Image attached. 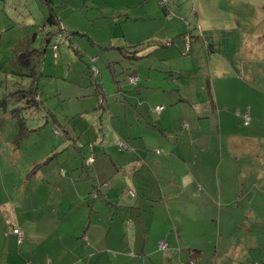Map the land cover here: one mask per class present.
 <instances>
[{"label": "rangeland", "instance_id": "374dc122", "mask_svg": "<svg viewBox=\"0 0 264 264\" xmlns=\"http://www.w3.org/2000/svg\"><path fill=\"white\" fill-rule=\"evenodd\" d=\"M51 11L61 33L46 45L42 30L34 43L46 49L37 66L40 108L10 116L5 107L23 100L0 103V264H111L117 226L137 211L125 203L136 195L128 178L144 175L127 162L140 161L137 147L146 139L125 136L142 128L132 120L143 106L114 105L113 95L121 84L118 91L130 100L126 75L137 76L138 84L141 75L156 83V69L169 71L168 86L191 99L203 119L198 141L185 136L177 143L180 132L167 138L177 148L175 174L169 161L166 166L168 176L186 175L198 194L208 195V263L236 257L238 264H264V0H0V98L30 84L27 76H13L12 62ZM158 101L171 128L182 104ZM124 107L131 125L123 124ZM19 118L26 127L21 133ZM185 121L172 133L189 130ZM163 149L151 151L161 155ZM81 187H101L109 197L99 199L100 190L81 202ZM222 241L236 245L227 258L217 252Z\"/></svg>", "mask_w": 264, "mask_h": 264}, {"label": "crops", "instance_id": "0c3cea01", "mask_svg": "<svg viewBox=\"0 0 264 264\" xmlns=\"http://www.w3.org/2000/svg\"><path fill=\"white\" fill-rule=\"evenodd\" d=\"M21 46L22 45L19 46L20 48L15 55V59L18 57L19 52L23 51ZM155 71L161 76L159 80H156V83H152V78H148L141 74L143 80L137 87H132L129 82L127 83L129 88H133L130 100L127 99L128 92H125L124 95V93H122L124 90H121L122 92L118 91V89L120 90V85L117 86V89L114 91L115 94L113 95L115 98V102H113L114 105L120 104L122 106V104L134 103L136 106H143L140 111H138L137 107L136 113L139 115L136 117L133 116L132 120V122L142 125V128L137 127L136 129L140 131L134 134L131 133L132 130H127L125 136L134 139H140L141 136H144L146 139L142 148L137 147L140 151V161L135 163L133 159H130L127 162V168L129 170L133 169L136 171L139 169L138 171H143L144 175L137 179L128 178L129 189L136 190V195L133 197V202H129L131 197L125 198V203L131 205L130 207L136 208L137 211H135L132 217L124 216L121 223L117 226L119 231H117L114 247H111L112 252L115 254L114 257L111 258V264H178L177 260L174 261L175 256H177L178 259L180 258V262H186L187 264H209L208 260L213 256V254H211L212 248L208 246L210 242L204 241L203 239L204 236H208V231L203 226L204 221H207L204 215H209L208 195L198 194V185L193 179L186 175L180 178L177 176L176 178L168 176L169 169L166 166L169 161L172 164V172L175 174V163L172 160L175 156L172 153L175 152L177 148H173L172 142L167 140V138H173L174 140V137L180 132L179 135H181V138L177 143H183L185 141V136H189L192 140L198 141L197 137L202 118H200L199 115L196 116L197 114L194 112L192 104H190L191 99L185 100L180 91L179 94H177V92L173 90L175 88L168 86V80H166L167 76L165 75L169 73V71H160L157 69ZM172 73L173 72H171V74ZM159 98L167 99L170 106L175 102L182 104V106H178L182 108H180L181 114L178 115L172 127H178L182 120L184 122L187 119L191 121V127L189 128L188 126L189 130L187 129L184 131L181 126V130L175 128V134H173L172 127L170 128L169 123L164 121V110L160 113L151 112L149 106H162V103L158 101ZM198 104H200L199 101ZM126 110L127 109L124 107L122 111V121L125 125H131L130 120L127 119ZM115 112V110L109 109L111 117L115 115ZM192 114L195 118H192ZM132 143L135 144L134 142ZM157 147L164 148L163 154L161 155H168L169 158H165L164 160L158 158L159 160H157V157L161 155L151 151L152 148ZM132 152H135V150L131 152L127 151V155H130ZM149 154L153 155L150 159L147 157ZM159 171L163 172L162 176L164 178L161 179V177H159L157 173ZM93 180V186L95 187L98 183L94 178ZM80 185L84 186L90 184L88 182L85 184L80 181ZM93 189L81 187L79 191L81 195H77V199L81 202H85L86 196L88 199L91 198L93 192H100L101 187L96 190ZM82 194H84V196ZM101 196L103 197L101 198ZM107 196V194H102L101 190L100 197H98L106 201L104 198ZM137 196L139 197L137 198ZM112 201L113 197L111 196L110 201L107 202H111L112 204ZM143 201H146L147 204ZM156 204L161 205V207H158V205L156 206ZM194 214L197 215L195 216ZM172 217H174V219ZM198 219L200 220L198 221ZM127 220L134 221L131 228L126 226ZM154 229H159V232L156 233V230L152 233ZM141 235H145L143 240H138ZM161 242L165 243L164 248L160 247ZM225 242L226 241L217 243V252L218 255L220 254V257L227 258V256H229L228 250L235 248L236 245L232 243L226 244ZM177 248L187 249L189 251L195 250L197 255L195 256V253L190 252V257L188 258L186 253L182 251L177 255L176 253L179 251ZM206 251L209 256L205 258L204 255ZM217 259L215 263L213 262L212 264H223L220 259ZM238 260L240 259L235 257L231 261H225V263L238 264Z\"/></svg>", "mask_w": 264, "mask_h": 264}, {"label": "trees", "instance_id": "16d2710c", "mask_svg": "<svg viewBox=\"0 0 264 264\" xmlns=\"http://www.w3.org/2000/svg\"><path fill=\"white\" fill-rule=\"evenodd\" d=\"M51 12L49 14V17L42 23L39 32L33 33L32 36L30 38H27L26 39L27 41L22 44L21 48L23 49V51H20L18 57H16V59L12 62L13 76H19V77L27 76L30 78V84L28 86L19 84L17 87L11 88L9 90L10 92L8 91L9 92L8 94L4 93L6 94V96H2V98H0L1 104L7 102L8 100L11 101L12 99L18 98V97H20L23 100L22 105H17V104L14 105L12 103L13 105L5 107V110L9 113L10 116H14L15 111H17V113L20 112V109H25V108L32 109L33 108L37 110L40 108V104H39L40 94L38 93L37 80H38L39 75H41V73L37 69V66L41 64L42 58L46 51V49L43 47V44L44 42L46 43V45L49 44V40L51 39V37L55 35L57 36L61 33L60 31L57 30V28L59 30H61L62 28L60 20H58L56 16V13L54 11L52 13ZM45 29H47L46 33H40L42 32V30H45ZM38 33L45 36L44 42L42 43V46L40 47L39 45L38 46L34 45L35 42L40 41V38H39L40 34ZM130 47H133L135 49L136 46L133 45ZM53 53L56 58L58 56L56 44L53 45ZM135 58H138L137 55H135ZM131 78H135V79L132 80ZM125 80L127 83L129 81V84L132 87H137L138 82H139V78L135 75H130V76L127 75ZM4 82L5 84H7L6 78ZM122 85L124 86L123 83ZM8 108H10V110H8ZM15 120H16V117H15ZM20 120L21 118L18 119V124ZM18 124H17V128L20 130L19 132L21 133L26 128L25 122L24 123L21 122L19 126Z\"/></svg>", "mask_w": 264, "mask_h": 264}, {"label": "built area", "instance_id": "2783aa9c", "mask_svg": "<svg viewBox=\"0 0 264 264\" xmlns=\"http://www.w3.org/2000/svg\"><path fill=\"white\" fill-rule=\"evenodd\" d=\"M131 79L134 80L135 78H131ZM156 110H158V111L161 110V107H156ZM246 119H248V116H246ZM13 232H15L18 235H21V233L19 232L18 229H14ZM164 246H165V243L161 242L160 247L164 248Z\"/></svg>", "mask_w": 264, "mask_h": 264}, {"label": "clouds", "instance_id": "9594fccd", "mask_svg": "<svg viewBox=\"0 0 264 264\" xmlns=\"http://www.w3.org/2000/svg\"><path fill=\"white\" fill-rule=\"evenodd\" d=\"M156 107H161V110H159V111L156 110ZM156 107L154 108V110H155L156 112H158V113H160V112L163 110V106H160V105H159V106H156ZM121 143H122V142H121ZM14 229H17V228H14ZM14 229H13V230H14ZM19 232H20V231H19ZM13 233L16 234L15 232H13ZM20 233H21V232H20ZM16 235H18V234H16ZM21 235H22V233H21ZM21 235H19V236H21Z\"/></svg>", "mask_w": 264, "mask_h": 264}]
</instances>
